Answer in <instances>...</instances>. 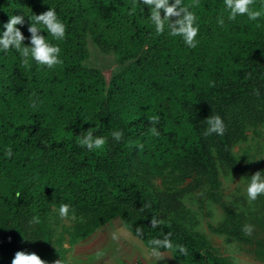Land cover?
I'll return each mask as SVG.
<instances>
[{
    "label": "trees",
    "instance_id": "trees-1",
    "mask_svg": "<svg viewBox=\"0 0 264 264\" xmlns=\"http://www.w3.org/2000/svg\"><path fill=\"white\" fill-rule=\"evenodd\" d=\"M133 3L0 0V24L8 14L30 16L49 6L67 24L64 62L54 69L0 53V156L8 146L14 152L11 160L0 159V264H10L21 249L53 264L65 244L114 219L133 235L142 228L144 245L171 232L188 249L187 256L168 251L177 263L232 264L197 229L183 202L190 194L222 210V220L207 226L212 234L248 246L264 262V196L236 212L221 182L235 173L248 181L251 173L233 149L264 124V0H254L262 10L258 21L238 17L224 26L217 24L227 17L223 0H184L200 17L195 49L167 32L157 35L147 6L130 15ZM27 27H21L26 38ZM89 40L112 54L117 70L109 79L89 66ZM213 114L224 119L226 132L203 137V120ZM153 115L160 117L159 138L149 130ZM117 127L124 132L119 143L109 139L94 152L78 143L87 130L109 135ZM69 202L76 219L64 223L58 209ZM153 215L163 219L160 229L151 228ZM245 224L255 226L251 236Z\"/></svg>",
    "mask_w": 264,
    "mask_h": 264
},
{
    "label": "clouds",
    "instance_id": "clouds-1",
    "mask_svg": "<svg viewBox=\"0 0 264 264\" xmlns=\"http://www.w3.org/2000/svg\"><path fill=\"white\" fill-rule=\"evenodd\" d=\"M223 4L227 10V17L220 16L217 18V24L220 26H224L226 19L227 21H236L238 17H246L250 21H258L262 16V10H257L254 7V0H223ZM142 5L147 6L150 23L154 26V31L157 35L167 32L171 37H180L187 48H197L200 43L197 37L201 31V25L199 23L200 17L193 10L192 5L185 4L184 0H134L129 14H133L138 6L143 11ZM261 9H264V6H261ZM25 17H27V20ZM25 23H28L27 31L30 33L27 38L21 31V27ZM43 33H46V35ZM66 38L67 24L58 15L55 7L49 6L46 11L30 16H26L24 13H12L8 14L7 21L0 24V53L15 52L19 55L24 65H30L31 62H35L43 68L54 69L64 62L60 42ZM26 39L28 40L27 44L24 43ZM256 91L259 94V90L257 89ZM35 106V103H33L32 107ZM148 121L150 122L149 130L151 135L159 138L161 131L156 127L160 121L159 115L151 116ZM203 123L204 129L201 133L203 137H211L213 135L221 137L227 129L224 119L219 114L207 116ZM123 137L124 132L118 127L111 130L109 135H95L93 131L87 130L80 135L78 143L87 151L94 152L105 148L109 143V139L114 143H119ZM13 156V149L8 146L2 156H0V159L11 160ZM248 177L244 191L247 201L254 202L258 197L264 196V169L257 170ZM19 195L20 193L17 192L16 196L19 197ZM145 206L150 207V205ZM58 211L61 218L76 219V210L70 202L60 203ZM32 223H38L36 217L32 218ZM162 224H164L162 218L154 215L151 217V228L160 229ZM254 229L255 226L253 224L243 225V231L246 235L251 236ZM161 231L163 232L162 229ZM134 235L136 238L143 240L145 234L142 228L136 227ZM112 238L115 240L118 237L113 233ZM144 247L151 264H157L158 261L163 260L165 250L175 251L180 256L188 255V249L184 244L175 243L172 240L171 232H163L162 236L153 237L147 241ZM103 255V251H97L94 257L100 259ZM60 257H65V255ZM10 264H48V262L34 251L21 249L14 253ZM55 264H68V261L60 258Z\"/></svg>",
    "mask_w": 264,
    "mask_h": 264
},
{
    "label": "rangeland",
    "instance_id": "rangeland-1",
    "mask_svg": "<svg viewBox=\"0 0 264 264\" xmlns=\"http://www.w3.org/2000/svg\"><path fill=\"white\" fill-rule=\"evenodd\" d=\"M88 52L89 66L102 71L106 79H109L117 70L114 58L111 56L112 54H102L90 40L88 42ZM233 151L240 159L242 165L247 169L248 173L253 174L257 171V167H262L264 169V124L254 130L249 129L247 132V140L244 143L236 145ZM221 182L222 194L229 207L236 212L245 210V206L248 203L244 191L247 181L240 174L235 173L228 177H221ZM240 199H242L244 203H241ZM183 202L198 222L197 229L218 248L221 254L229 257L232 264H264V262L256 260L249 253L248 246L236 242H227L224 236L212 234L207 229L208 225H215L223 218V212L217 205L207 200H201V198L194 194L185 196ZM63 222L67 223L64 218ZM120 223L121 221L119 219H114L110 223L111 228H113L116 233L117 231L120 232ZM65 247L67 251L71 248V246L67 244H65ZM60 258L65 259V257ZM67 261L71 263L70 260ZM55 262L53 264H55Z\"/></svg>",
    "mask_w": 264,
    "mask_h": 264
},
{
    "label": "crops",
    "instance_id": "crops-1",
    "mask_svg": "<svg viewBox=\"0 0 264 264\" xmlns=\"http://www.w3.org/2000/svg\"><path fill=\"white\" fill-rule=\"evenodd\" d=\"M113 233L118 237L115 240L112 238ZM97 251L104 252L100 259L94 257ZM164 255V259L157 264H180L170 252L166 251ZM65 259L71 261L69 264H151L143 242L131 234L122 222L120 232L117 233L111 228V224L99 228L71 247L66 252Z\"/></svg>",
    "mask_w": 264,
    "mask_h": 264
}]
</instances>
